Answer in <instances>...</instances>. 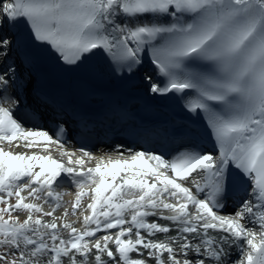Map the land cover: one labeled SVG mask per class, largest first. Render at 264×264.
Instances as JSON below:
<instances>
[{"label": "snow or ice", "instance_id": "1", "mask_svg": "<svg viewBox=\"0 0 264 264\" xmlns=\"http://www.w3.org/2000/svg\"><path fill=\"white\" fill-rule=\"evenodd\" d=\"M0 16L28 24L33 43L68 65L100 52L132 72L150 59L148 91L182 94L216 146L185 145L170 159L69 150L62 125L27 128L14 116L17 41L0 35V264H264V0H0ZM62 174L76 191L57 216ZM229 199L237 207L222 214Z\"/></svg>", "mask_w": 264, "mask_h": 264}, {"label": "bare ground", "instance_id": "2", "mask_svg": "<svg viewBox=\"0 0 264 264\" xmlns=\"http://www.w3.org/2000/svg\"><path fill=\"white\" fill-rule=\"evenodd\" d=\"M8 0H5L4 3H7ZM0 19H2V16H0ZM18 27V23H15V24H11V23H3L2 25H0V35H6L8 36L10 39H14V34H16V29ZM13 51V48L11 50V52ZM3 65L2 63H0V66ZM16 68V67H15ZM147 70V75H152L154 78H155V72L153 71H148ZM144 70V72L146 71ZM146 82V86H148V81L145 80ZM29 128V127H27ZM5 148L7 149V144L4 145ZM65 146L69 149V150H78L76 145L72 144V143H66ZM12 150L14 151H24L23 148H15V145L13 144V148ZM133 151H136V150H133ZM121 152H123V155L125 157H127L129 155V152L128 150H124V149H116V146L114 145H107V146H100L98 148L95 149V151L93 152V155H96V156H102V155H110V156H113V157H116L118 156ZM53 156L54 158H60L59 157V153L56 152L54 149H53ZM94 164V162H92ZM66 174H62L61 178H58V182L56 185H54V188L56 191H60V192H63V193H67L66 195L63 196V203H62V207L60 209L57 210V213L56 215L57 216H60L62 215L63 213V208L64 207H71V202L74 200V194H75V191H76V188H75V185L72 184V183H68L66 181H64V176ZM46 208L48 207L47 205L45 206ZM233 212V210L231 209V205H229L226 209V211L222 214H227V213H231ZM72 215V218H68L69 221H76L77 220V216L79 215V213H77V215H73L71 213V211L69 212V215ZM152 220L156 219V218H152L150 217ZM159 223H166L167 221H164V220H159L158 221ZM168 223V222H167ZM76 227H81V225L79 223H77L75 225ZM113 233L116 231V230H111ZM103 233H98L97 236H100L102 235ZM146 258V257H145ZM232 259L235 260L237 259V256L234 254L232 256ZM149 264H152V261L149 260Z\"/></svg>", "mask_w": 264, "mask_h": 264}, {"label": "rangeland", "instance_id": "3", "mask_svg": "<svg viewBox=\"0 0 264 264\" xmlns=\"http://www.w3.org/2000/svg\"><path fill=\"white\" fill-rule=\"evenodd\" d=\"M12 202H13V203L15 202V197L12 198ZM14 214H15V215H18L19 218L21 219V221H22L23 219H25V218H26V215H27L26 212H24V211H18V212L14 213ZM68 218H69V219L72 218V215L70 214V215L68 216ZM45 219H50V218H45ZM149 220L151 221L152 219L149 218ZM161 224H168V223L166 222V223H161ZM145 234H146V233H145ZM168 235H175V232L170 233V234H157V235L154 237V239H158V240H167ZM209 235H211V236H213L215 239L219 240L222 236L225 235V233L210 230ZM3 250H4V249L0 248V251H3ZM134 258H139V257H136L135 254H134ZM105 259H107V258L105 257ZM89 264H95L94 260L90 259Z\"/></svg>", "mask_w": 264, "mask_h": 264}]
</instances>
